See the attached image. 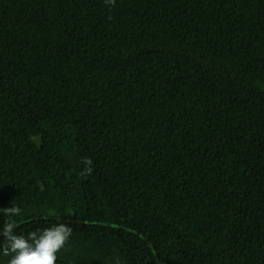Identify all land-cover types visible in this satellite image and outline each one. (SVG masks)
I'll list each match as a JSON object with an SVG mask.
<instances>
[{
	"label": "trees",
	"instance_id": "obj_1",
	"mask_svg": "<svg viewBox=\"0 0 264 264\" xmlns=\"http://www.w3.org/2000/svg\"><path fill=\"white\" fill-rule=\"evenodd\" d=\"M13 202L0 264L6 220L69 224L57 264H264V0H0Z\"/></svg>",
	"mask_w": 264,
	"mask_h": 264
},
{
	"label": "clouds",
	"instance_id": "obj_2",
	"mask_svg": "<svg viewBox=\"0 0 264 264\" xmlns=\"http://www.w3.org/2000/svg\"><path fill=\"white\" fill-rule=\"evenodd\" d=\"M106 4L115 6L116 0H104ZM92 160L85 158V170L81 175H91ZM9 216H19L22 209L15 202L10 207L0 208ZM18 224L15 220H6L2 228V252L10 257L7 264H57V254L65 248L72 235V227L63 222H57L51 227L37 229L27 235L18 234ZM116 264H120L117 259Z\"/></svg>",
	"mask_w": 264,
	"mask_h": 264
},
{
	"label": "water",
	"instance_id": "obj_3",
	"mask_svg": "<svg viewBox=\"0 0 264 264\" xmlns=\"http://www.w3.org/2000/svg\"><path fill=\"white\" fill-rule=\"evenodd\" d=\"M4 264H7V262H6V263H4Z\"/></svg>",
	"mask_w": 264,
	"mask_h": 264
},
{
	"label": "rangeland",
	"instance_id": "obj_4",
	"mask_svg": "<svg viewBox=\"0 0 264 264\" xmlns=\"http://www.w3.org/2000/svg\"><path fill=\"white\" fill-rule=\"evenodd\" d=\"M18 142H19V140H18Z\"/></svg>",
	"mask_w": 264,
	"mask_h": 264
}]
</instances>
